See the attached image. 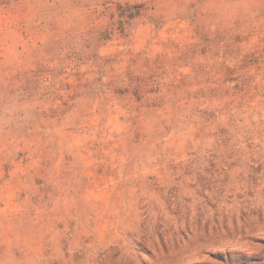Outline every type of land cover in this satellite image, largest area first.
Returning <instances> with one entry per match:
<instances>
[{"label":"rangeland","instance_id":"374dc122","mask_svg":"<svg viewBox=\"0 0 264 264\" xmlns=\"http://www.w3.org/2000/svg\"><path fill=\"white\" fill-rule=\"evenodd\" d=\"M0 264H264V0H0Z\"/></svg>","mask_w":264,"mask_h":264}]
</instances>
